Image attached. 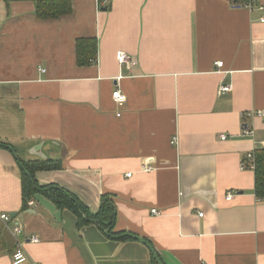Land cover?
I'll list each match as a JSON object with an SVG mask.
<instances>
[{
    "label": "crops",
    "instance_id": "crops-1",
    "mask_svg": "<svg viewBox=\"0 0 264 264\" xmlns=\"http://www.w3.org/2000/svg\"><path fill=\"white\" fill-rule=\"evenodd\" d=\"M36 2L0 0V212L24 228L0 220V264L18 240L22 264H154L132 236L164 264H264V198L242 167L264 148V0H70L52 19ZM82 40L97 43L91 63ZM22 161L59 164L37 181L93 212L110 196L130 239L79 227L69 209L22 211Z\"/></svg>",
    "mask_w": 264,
    "mask_h": 264
},
{
    "label": "trees",
    "instance_id": "trees-1",
    "mask_svg": "<svg viewBox=\"0 0 264 264\" xmlns=\"http://www.w3.org/2000/svg\"><path fill=\"white\" fill-rule=\"evenodd\" d=\"M37 15L40 18L52 19L68 14L71 11L70 0H37ZM97 43L95 40H82L78 42L77 54L81 64L91 63L96 60ZM0 146L6 144L0 142ZM255 193L264 198V148L255 152ZM60 167L59 164H51L46 161H22V211L29 208L28 201L34 199L36 194H41L53 202L58 209H69L78 217V226L96 223L102 230L110 236L117 237L125 241L130 237L125 236L126 232L114 230L117 219V209L114 201L108 195L102 196L101 207L97 212H93L71 191L59 187L57 184L41 185L36 179V173L41 170H48ZM152 262L158 264L151 253Z\"/></svg>",
    "mask_w": 264,
    "mask_h": 264
},
{
    "label": "built area",
    "instance_id": "built-area-1",
    "mask_svg": "<svg viewBox=\"0 0 264 264\" xmlns=\"http://www.w3.org/2000/svg\"><path fill=\"white\" fill-rule=\"evenodd\" d=\"M241 6L252 9L254 8V3H256L258 0H236ZM261 9L264 10V5L261 6ZM261 21H264V17L261 18ZM117 60L120 63V65H126V66H135L138 62L137 60L129 53L125 51H118L117 52ZM223 62L218 61L216 62V65L218 67L223 66ZM45 70V69H43ZM232 90V85L228 83H224L220 86V93H227ZM113 97L116 101L123 102L126 100V95L118 88L113 92ZM222 138H226V135H223ZM242 167L244 169H252L254 170L256 167L255 164V151L248 152L246 156L243 158ZM143 170H150L151 168L149 166H142ZM131 175V174H129ZM228 199L232 198V194L229 193L227 196ZM36 201L35 199H31L28 201L29 206L35 205ZM152 212L155 214H159L160 211H158L156 208L152 209ZM202 215V214H200ZM0 220L4 223L7 230L14 236L17 237L20 234L24 232L23 226L18 223H11L12 217L10 214L6 212H0ZM31 241L33 242H39V238L33 236L31 238ZM28 260L27 252L24 249V242L18 240L17 241V249L13 253V264H22ZM37 264H44V263H37Z\"/></svg>",
    "mask_w": 264,
    "mask_h": 264
},
{
    "label": "water",
    "instance_id": "water-1",
    "mask_svg": "<svg viewBox=\"0 0 264 264\" xmlns=\"http://www.w3.org/2000/svg\"><path fill=\"white\" fill-rule=\"evenodd\" d=\"M34 199L36 202H38L39 204H41L45 208H47L54 216H56V218L58 220H61L62 210L58 209V207L53 202H51L49 199L45 198L41 194H36ZM33 211H35V210H33ZM132 237H135L138 240L145 242L148 245V247L150 248L151 252L153 253V256L156 259V262L158 264H164L162 262V259L158 255V252L155 250V248L149 242H147V240H145L144 238H142L140 236H132Z\"/></svg>",
    "mask_w": 264,
    "mask_h": 264
}]
</instances>
